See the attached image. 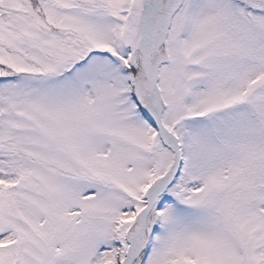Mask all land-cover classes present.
Instances as JSON below:
<instances>
[{
	"label": "snow or ice",
	"instance_id": "snow-or-ice-1",
	"mask_svg": "<svg viewBox=\"0 0 264 264\" xmlns=\"http://www.w3.org/2000/svg\"><path fill=\"white\" fill-rule=\"evenodd\" d=\"M0 264H264V0H0Z\"/></svg>",
	"mask_w": 264,
	"mask_h": 264
}]
</instances>
